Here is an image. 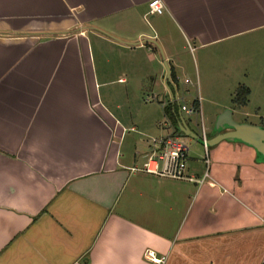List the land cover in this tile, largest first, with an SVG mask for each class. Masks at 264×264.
Here are the masks:
<instances>
[{
  "label": "crops",
  "instance_id": "1",
  "mask_svg": "<svg viewBox=\"0 0 264 264\" xmlns=\"http://www.w3.org/2000/svg\"><path fill=\"white\" fill-rule=\"evenodd\" d=\"M161 1L150 15L151 0H0V264H154L147 251L160 264H264V216L249 205L264 213V196L232 180L233 148L264 167L253 149L214 146L230 156L215 153L198 190L129 171L149 138L190 128L180 106L198 98L202 120V101L218 107L207 141L228 110L253 125L235 119L248 102L214 96L240 47L264 46L251 39L264 38V0ZM191 56L197 92L179 84ZM199 165L188 158L190 177Z\"/></svg>",
  "mask_w": 264,
  "mask_h": 264
},
{
  "label": "rangeland",
  "instance_id": "2",
  "mask_svg": "<svg viewBox=\"0 0 264 264\" xmlns=\"http://www.w3.org/2000/svg\"><path fill=\"white\" fill-rule=\"evenodd\" d=\"M256 40V44L258 46H261L262 40L264 39L263 36L256 35L251 37V39ZM194 56H191L190 58H184L187 60V69H188V77L190 78L188 80L190 84H187L188 86H194L195 92L198 90V83L197 79L193 77V71H195V61ZM165 69V68H164ZM167 71V69H165ZM233 71V78L224 79V80H216L217 82H222L225 84L226 89L222 90L220 95L214 96L218 103L221 106L227 105L229 108L233 107V104L235 101V93L236 91L243 87L250 90V95L247 98L248 99V105L245 107V112L247 116H243L242 118L238 115L235 116V119L237 121H244L251 123L253 125L263 126L264 127V46L261 47H251V46H243L240 47L238 56L236 55L234 57V65L232 67ZM223 72L225 73L226 70ZM231 76L230 73H226L225 78H228ZM182 79L180 80L179 84L184 82ZM207 81V80H206ZM204 74H201L200 84L201 86L206 83ZM228 83V85L226 84ZM194 84V85H193ZM178 85V84H177ZM179 86V85H178ZM178 86H175L176 89H178ZM234 87V88H233ZM231 88L232 92H229L228 90ZM202 97H205L203 95ZM207 97V96H206ZM129 98V97H128ZM143 104L144 106H149V108H155L157 106L156 98L149 96L146 94L144 96ZM131 101V100H130ZM131 103V102H129ZM135 104V103H134ZM203 107L205 109V115L209 117L203 118L201 115H193L188 116L187 115V121L189 122L191 130L197 135L202 137V127L204 126L206 132L208 133L211 131L212 127L214 126V120H213V113L218 110L217 106H213L208 104L207 102H203ZM126 107H128V103L126 104ZM135 108V106H133ZM244 113V112H243ZM187 138V139H186ZM184 142H186L188 148H189V159H195L200 161L199 168L201 169V174L199 176H193L197 180H201L204 176V173L207 172L212 175V171L216 166H220V163L216 161L215 153L224 147V145H220L217 147H209L208 148V155L206 154V149L204 145L196 142L195 140H192L191 138L185 137L183 138ZM224 144H227L226 142ZM226 146V145H225ZM235 146V145H232ZM231 148L229 147L228 150ZM236 150L237 154L234 156H231L232 161L238 162L240 160V166L237 172H235L232 175L233 182H238L240 184V187L243 188V192L248 193V195H252L253 198L256 200V202L261 203L263 202V199L261 197L264 196V167L259 166L257 163H252L249 161L241 162L244 159V149L245 147L240 146L236 148H233ZM223 150V153L227 157L230 155L227 154L228 152L226 149ZM229 153V152H228ZM241 154V155H239ZM240 157H242L240 159ZM206 158L208 159V164H206ZM263 168V169H262ZM187 176H190L189 174V168H187ZM197 190L201 188V186H196ZM197 190L195 189V194L192 196V199L195 200L197 197ZM264 203V202H263ZM251 205L250 209L254 210L257 213H260V215L264 216V213L259 211L260 209L257 207H254L255 204L249 203ZM259 209V210H258Z\"/></svg>",
  "mask_w": 264,
  "mask_h": 264
},
{
  "label": "built area",
  "instance_id": "3",
  "mask_svg": "<svg viewBox=\"0 0 264 264\" xmlns=\"http://www.w3.org/2000/svg\"><path fill=\"white\" fill-rule=\"evenodd\" d=\"M164 11L165 6L161 0H151L149 3L150 15H162ZM184 83L186 85L190 84L188 80H185ZM178 99L177 97L176 100ZM200 102L201 99L198 98L195 103L190 106H180V111L189 116L199 114ZM167 123L171 126V119L167 120L166 124ZM201 139L204 141V147L208 155V147L206 145L207 135L204 126L202 127ZM148 144V154L144 162L142 165L130 168L129 171L131 174L144 173L173 181H185L199 186L208 183L211 179L208 169L201 180L187 176L189 148L178 130L173 129L170 133L160 137H151L148 140ZM206 164H208L207 158ZM145 259L154 264H160L162 262V260L157 259L154 252L151 251L145 253Z\"/></svg>",
  "mask_w": 264,
  "mask_h": 264
},
{
  "label": "water",
  "instance_id": "4",
  "mask_svg": "<svg viewBox=\"0 0 264 264\" xmlns=\"http://www.w3.org/2000/svg\"><path fill=\"white\" fill-rule=\"evenodd\" d=\"M179 131L182 137L191 138L204 145V141L192 132L188 126L182 124ZM214 133L217 136L206 142L208 148L214 147L221 142L239 143L253 149L256 153L257 161L264 164V127L238 124L233 119L232 111L228 110L219 117Z\"/></svg>",
  "mask_w": 264,
  "mask_h": 264
},
{
  "label": "trees",
  "instance_id": "5",
  "mask_svg": "<svg viewBox=\"0 0 264 264\" xmlns=\"http://www.w3.org/2000/svg\"><path fill=\"white\" fill-rule=\"evenodd\" d=\"M249 95H250L249 89H246L243 87L239 88L235 93V101H233L234 105L236 107L246 106L247 102H248L247 98L249 97ZM167 114H168V110H167ZM169 117H170L171 121H173L174 118L176 117V110L173 111L172 113H170ZM261 127H263V126H261Z\"/></svg>",
  "mask_w": 264,
  "mask_h": 264
}]
</instances>
